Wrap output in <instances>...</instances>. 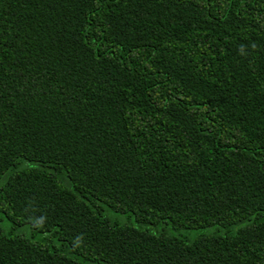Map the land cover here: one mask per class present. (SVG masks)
<instances>
[{
  "label": "trees",
  "instance_id": "16d2710c",
  "mask_svg": "<svg viewBox=\"0 0 264 264\" xmlns=\"http://www.w3.org/2000/svg\"><path fill=\"white\" fill-rule=\"evenodd\" d=\"M0 264H264V0H0Z\"/></svg>",
  "mask_w": 264,
  "mask_h": 264
}]
</instances>
